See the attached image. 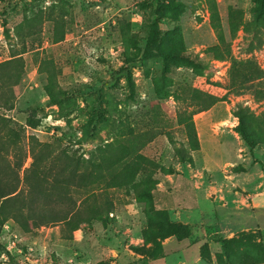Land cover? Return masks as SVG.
<instances>
[{
    "label": "rangeland",
    "instance_id": "obj_1",
    "mask_svg": "<svg viewBox=\"0 0 264 264\" xmlns=\"http://www.w3.org/2000/svg\"><path fill=\"white\" fill-rule=\"evenodd\" d=\"M0 115L102 170L23 139L0 264H264V0H0Z\"/></svg>",
    "mask_w": 264,
    "mask_h": 264
},
{
    "label": "trees",
    "instance_id": "obj_2",
    "mask_svg": "<svg viewBox=\"0 0 264 264\" xmlns=\"http://www.w3.org/2000/svg\"><path fill=\"white\" fill-rule=\"evenodd\" d=\"M159 18H162L160 9H157ZM188 140L195 150L198 149V141L193 126L187 128ZM23 139H28V153L31 157L29 164L30 170H35L36 174L52 175L53 181L51 188L60 186V191L66 192L75 187L81 180L91 175H101L102 170L94 165L80 167L75 160H69V157L62 149L54 143L40 142L35 136H26L23 131L17 127L16 123L4 115H0V213H3L9 219H17L18 215L22 214V208L27 207L28 202L22 201L18 203L17 197V170L20 169L21 160L16 163V167L11 166V161L19 158L22 153L21 142ZM248 142V141H247ZM26 152V153H27ZM8 155L12 156L9 160ZM176 156L182 162L191 161V157L182 149H176ZM66 159V164H61V160ZM27 169V170H28ZM141 194L145 195L144 192ZM21 202V201H20ZM27 209L31 210V207ZM65 219V215L57 221ZM174 227V226H173ZM179 226L174 227L171 235L178 232Z\"/></svg>",
    "mask_w": 264,
    "mask_h": 264
}]
</instances>
